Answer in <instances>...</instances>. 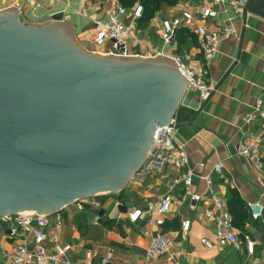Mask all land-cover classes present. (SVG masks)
Returning <instances> with one entry per match:
<instances>
[{
  "label": "crops",
  "instance_id": "obj_1",
  "mask_svg": "<svg viewBox=\"0 0 264 264\" xmlns=\"http://www.w3.org/2000/svg\"><path fill=\"white\" fill-rule=\"evenodd\" d=\"M119 5V0H0V11L11 7L22 9L21 18L27 24H42L62 17V21L72 23L79 42L90 46L92 21L107 19ZM202 7L212 8L217 17L204 21L196 14L198 21L184 28L185 32L178 35L173 47H166L160 35L162 20L177 17L186 10L196 12ZM83 10H87L88 17L81 15ZM122 21L130 24L128 17ZM247 23L248 27H243V22L234 17L228 6L214 4L212 0H182L177 6H165L145 25L134 24L137 29L130 41L134 57L154 58L159 53L181 55L196 68L203 64L199 27L205 26L208 31L233 27L237 36H230L219 46V54L210 64V81L215 87L210 99L202 102L197 92L186 87L174 114L179 127L178 140L185 146L189 169L194 173L190 195L177 181L184 170L168 168L164 174H152L140 184L130 178L125 188L115 195L95 196L101 204L97 210L104 211L103 216L80 208V202L63 208L56 213L63 219L62 227L53 234L51 221L49 234L56 237L59 245L73 246L64 261L75 263L84 257L86 250L93 248L99 254L94 264H101L108 252L114 255L112 264H147V249L160 233L174 241V264H264V214L259 221L249 217L243 228L235 226L242 241L240 250L218 243L215 222L205 215L212 209L203 181L206 176L214 180L227 205L236 198L247 207L250 203L264 207V120L257 117L250 124L243 122L244 116L254 112L257 105H264V18L251 13ZM110 49L111 45L107 44L105 50ZM245 142L257 143L262 169L238 154V146ZM219 162L225 166L221 176L214 173V166ZM168 195L173 200L171 215L162 227L144 219L130 221L129 214L134 210H143L148 202ZM194 195L200 196V201L194 202ZM119 202L124 204L123 208L117 207ZM96 217L101 218L99 224H94ZM185 220L192 224L188 234L182 231ZM244 235L256 242L252 255L246 250ZM27 239L30 241L31 235ZM203 239L214 243L215 248H206ZM48 244L52 251L51 238ZM9 247L7 230L0 227V248ZM0 264L7 263L0 259ZM149 264L167 263L162 257Z\"/></svg>",
  "mask_w": 264,
  "mask_h": 264
},
{
  "label": "water",
  "instance_id": "obj_2",
  "mask_svg": "<svg viewBox=\"0 0 264 264\" xmlns=\"http://www.w3.org/2000/svg\"><path fill=\"white\" fill-rule=\"evenodd\" d=\"M248 11L264 18V0ZM187 82L170 58L100 55L71 22L27 24L15 7L0 11V217L52 216L124 189Z\"/></svg>",
  "mask_w": 264,
  "mask_h": 264
},
{
  "label": "built area",
  "instance_id": "obj_3",
  "mask_svg": "<svg viewBox=\"0 0 264 264\" xmlns=\"http://www.w3.org/2000/svg\"><path fill=\"white\" fill-rule=\"evenodd\" d=\"M31 1V0H30ZM214 4L228 6L235 18L243 22V27H248L247 20L251 13L248 11L250 0H212ZM20 16L23 10L18 9ZM144 7L136 6L133 12L129 9L118 6L114 12H111L107 19H95L92 21V35L89 38L90 46L94 47V53L106 56L130 58L134 57L130 41L137 29L134 24L142 19ZM196 14L202 20H214L217 12L209 7H202L193 12L186 10L179 16L163 19L161 22V39L166 47H173L176 42V36L180 29L189 28L193 22H197ZM83 17H88L87 10L81 12ZM123 17H128L130 24L122 21ZM197 34L201 39V51L203 64L200 67L190 66L181 55H171L159 53L157 56L167 57L177 61L178 67L187 82V89L197 92L199 99L205 102L210 99L215 87L210 81V64L219 54V46L227 41L230 36H237L233 27L208 31L207 27L201 26L197 29ZM107 44L111 45L110 50H105ZM257 117L264 120V105L259 104L254 112L244 116L243 122L252 123ZM178 121L173 116L165 126L157 127L154 133L156 137L141 167L132 175L131 181L140 184L152 174H164L168 168L184 172L178 178V182L184 185L185 191L190 195L193 186L194 173L189 169V156L184 144L178 140ZM238 154L243 156L249 162H253L257 168L262 169L263 164L259 148L256 142H245L238 146ZM224 164L217 163L214 166V173L221 176L224 172ZM209 201L212 203V209L207 210L205 215L208 219L215 222L216 239L218 243H226L235 249H241V238L239 231L233 223V217L227 208V200L216 188L214 180L210 176L203 178ZM194 202L200 201V196H192ZM173 200L168 196L160 198L156 202H148L143 210H134L129 214L131 222H137L139 219L149 220L150 223L160 228L171 215ZM90 205L95 209H100L101 204L95 200L80 202V208ZM118 208H123V203H117ZM250 218L253 221H259L263 218L264 207L260 203H250ZM34 216L31 213H18L14 216L0 217L1 223H7V234L10 240L9 249L0 248V259L7 264H94L99 257L98 252L90 248L86 250L84 257L75 262H66L64 258L73 250V246H61L57 243L53 235L60 230L63 225V219L60 214H55L53 234H49L48 214H38ZM154 216H157L154 219ZM101 218L96 217L94 224H99ZM191 222L185 220L182 223V231L188 234L191 229ZM31 235L30 241L27 236ZM52 239V251L49 250V239ZM243 242L249 255L254 253L256 242L249 235H244ZM202 244L208 248H215V244L209 240L203 239ZM174 241L171 237L157 234L151 241L146 254L147 264L153 263L159 258H166L167 264H174V255L172 249ZM113 253L108 252L103 258L101 264H112Z\"/></svg>",
  "mask_w": 264,
  "mask_h": 264
},
{
  "label": "trees",
  "instance_id": "obj_4",
  "mask_svg": "<svg viewBox=\"0 0 264 264\" xmlns=\"http://www.w3.org/2000/svg\"><path fill=\"white\" fill-rule=\"evenodd\" d=\"M182 0H119L120 5L126 9H132L137 3L142 4L144 7V14L141 20L138 21L139 26L149 23L157 12L162 10L165 6L173 7L177 6ZM185 32L184 28L180 29L177 33L176 39L179 38V34ZM189 37H193V34L187 31ZM227 208L233 217V223L237 228H243L245 221L250 217V210L239 199H233L228 203Z\"/></svg>",
  "mask_w": 264,
  "mask_h": 264
},
{
  "label": "rangeland",
  "instance_id": "obj_5",
  "mask_svg": "<svg viewBox=\"0 0 264 264\" xmlns=\"http://www.w3.org/2000/svg\"><path fill=\"white\" fill-rule=\"evenodd\" d=\"M57 18V20H60V19H62V17H56ZM82 43V42H81ZM83 44V46L84 47H86L87 49H88V51H91V52H94L95 50H94V47L93 46H86V44L85 43H82ZM101 195V194H100ZM42 214H44L45 215V213H42ZM55 215H52V216H50L49 217V221H50V223H51V221H53V223L55 222L53 219L55 218L54 217Z\"/></svg>",
  "mask_w": 264,
  "mask_h": 264
},
{
  "label": "flooded vegetation",
  "instance_id": "obj_6",
  "mask_svg": "<svg viewBox=\"0 0 264 264\" xmlns=\"http://www.w3.org/2000/svg\"><path fill=\"white\" fill-rule=\"evenodd\" d=\"M31 138H33V139H36V140H43V141H46V140H48L47 138H40V137H31ZM40 146V145H39ZM42 146V148H47V147H50L51 145H49V144H45V145H41ZM66 146H68L69 147V144H66ZM77 146V144L76 143H74V147H76ZM35 148H36V146H35Z\"/></svg>",
  "mask_w": 264,
  "mask_h": 264
}]
</instances>
